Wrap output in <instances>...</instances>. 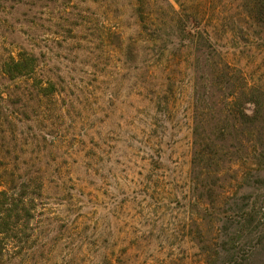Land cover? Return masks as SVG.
<instances>
[{"label":"rangeland","instance_id":"rangeland-1","mask_svg":"<svg viewBox=\"0 0 264 264\" xmlns=\"http://www.w3.org/2000/svg\"><path fill=\"white\" fill-rule=\"evenodd\" d=\"M245 1L0 0V264H264V93L211 67L264 90ZM23 50L35 78L10 79Z\"/></svg>","mask_w":264,"mask_h":264},{"label":"trees","instance_id":"trees-1","mask_svg":"<svg viewBox=\"0 0 264 264\" xmlns=\"http://www.w3.org/2000/svg\"><path fill=\"white\" fill-rule=\"evenodd\" d=\"M244 5L247 8V13L250 17H253L254 21L257 22V24L264 25V0H246L244 2ZM212 48L211 45H209V48ZM213 52L217 54L219 57L218 60L220 61H215L212 63V73L215 75V78L217 80L219 79H225V80H233L230 85V94H231V99L235 98L237 95L242 94L246 95L247 93L251 96L249 98L248 103L254 104L255 102L253 101V93L254 92H259V93H264L263 89L258 87L257 85H249L247 81L245 80V75L243 71L239 68L233 65L227 58V56L224 54V52H221L218 50V48H213ZM36 56L33 55L32 53L28 51H20L15 57L14 56H9L8 59L4 60L2 63V72L7 75L10 79H15V78H20V77H29L33 78L36 75L37 72V63H36ZM35 78V77H34ZM239 81V82H238ZM51 87V82L48 81L47 85H42L41 82H38V89L40 90V94H48V91L50 90L49 88ZM47 92V93H46ZM50 92V91H49ZM246 110V109H245ZM197 113V111H196ZM232 113L233 120L240 118H246L250 116L249 114L245 113L244 111H238L233 110ZM198 115L196 114V117ZM7 114L4 112L3 106L0 104V123H3V120H7ZM2 119V120H1ZM201 121V120H200ZM192 172H196L199 175L200 169H199V161L202 156H210L211 149L208 147V149H202L201 144L202 142L200 138V133H199V120L196 118L194 119V126L192 127ZM198 170V171H197ZM209 172L210 170H205ZM0 196L5 197L6 192L4 190H0ZM2 206L3 208L5 205H2L0 203V234L3 232L5 233V230L8 228V223L6 222L7 217L4 216V211H2ZM5 210V209H4ZM3 242V243H2ZM8 244V239L6 237L0 238V254L6 250ZM230 258L225 259L223 263L227 262L228 264H231Z\"/></svg>","mask_w":264,"mask_h":264}]
</instances>
